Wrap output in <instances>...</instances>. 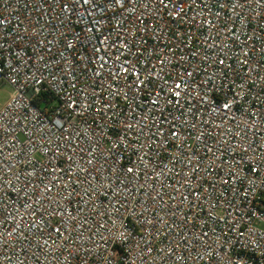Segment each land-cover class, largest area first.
<instances>
[{
	"label": "built area",
	"instance_id": "built-area-1",
	"mask_svg": "<svg viewBox=\"0 0 264 264\" xmlns=\"http://www.w3.org/2000/svg\"><path fill=\"white\" fill-rule=\"evenodd\" d=\"M0 264H264V0H0Z\"/></svg>",
	"mask_w": 264,
	"mask_h": 264
},
{
	"label": "rangeland",
	"instance_id": "rangeland-1",
	"mask_svg": "<svg viewBox=\"0 0 264 264\" xmlns=\"http://www.w3.org/2000/svg\"><path fill=\"white\" fill-rule=\"evenodd\" d=\"M11 91H12L11 85L6 83L0 85V107L8 99Z\"/></svg>",
	"mask_w": 264,
	"mask_h": 264
}]
</instances>
